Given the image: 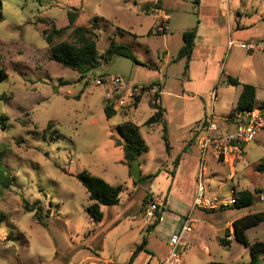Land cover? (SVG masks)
<instances>
[{"label": "rangeland", "instance_id": "obj_1", "mask_svg": "<svg viewBox=\"0 0 264 264\" xmlns=\"http://www.w3.org/2000/svg\"><path fill=\"white\" fill-rule=\"evenodd\" d=\"M156 1H3L0 55L8 77L0 82L4 166L0 213L5 214L0 224V264H128L144 237L147 243L130 264L166 253L164 232L148 231L155 219L143 224L150 194L166 200L171 189L172 196L191 198L201 174L195 139L203 122L214 115L224 128L223 120L233 115L245 84L256 87L257 105L264 107V52L238 46L264 38V0H161L170 17L167 22L158 11L144 12ZM75 9L74 27L91 30L100 56L112 42L123 43L137 62L122 56L101 59L82 77L52 61L43 29L66 28L67 12ZM74 27L66 28L53 43L72 41ZM191 29H196L192 53L179 57L183 34ZM230 40L234 45L229 46ZM106 75L124 78L123 93L131 88L136 96L143 90L138 107L134 98L127 97L124 106L114 104L116 114L107 118L108 88L96 83ZM229 75L240 84H228ZM156 92L163 120L147 125L155 112L151 101ZM126 121L138 126L145 142L138 155L141 177L136 181L120 144L118 125ZM204 165L208 197L230 198L232 189L259 192L249 207L215 211L213 220L220 227L227 224L220 237L230 230L226 237L230 246H222L207 223L209 251L196 236L189 237L190 245L182 251L185 264H246L251 259L249 247L234 239L232 222L234 217L264 211V132L245 147L236 163H222L209 154ZM82 171L123 186L117 204L101 206V221H94L87 211L89 196L76 178ZM194 216L200 217L197 210ZM246 235L251 243L264 242V222L247 229ZM258 264H264V256Z\"/></svg>", "mask_w": 264, "mask_h": 264}, {"label": "trees", "instance_id": "obj_2", "mask_svg": "<svg viewBox=\"0 0 264 264\" xmlns=\"http://www.w3.org/2000/svg\"><path fill=\"white\" fill-rule=\"evenodd\" d=\"M3 1L0 0V10L3 8ZM161 3L157 1L152 4H147L144 8L145 13H149L152 10L160 9ZM68 17V26L66 28L74 27L78 19V12L75 9L74 11L67 12ZM0 20H3V17L0 15ZM66 28H57L53 26L51 30L43 29V36L48 44L51 45V60L59 63L64 67L71 68L84 77L88 72L95 69L99 64L101 59L104 61H110L115 56H122L130 58L137 62V58L133 53L132 49L123 43L112 42L109 47L106 49L104 55L100 56L97 49V39L95 35L92 34L90 29H87L84 26L74 27L73 30V40L72 41H60L58 43H53L54 38L62 35ZM196 35V29H191L186 31L183 34L184 44L179 51V57H190L193 47L194 40ZM1 55H0V82L5 80L8 77V74L5 68L1 64ZM226 82L230 85L237 86L240 84L238 78L231 75L227 76ZM159 89V88H158ZM143 90L141 95L134 96L133 105L138 107L142 99ZM155 97L151 101V105L155 109L154 114H152L145 124L154 125L163 120V108L158 102L159 93L156 92ZM116 102L111 100L107 102L104 106V111L107 118H110L116 114V109L114 104ZM124 106V105H121ZM257 105V90L254 85L245 84L242 88V91L237 100L235 112L251 110ZM264 109L263 106L259 105ZM166 130V127H164ZM118 132L123 138V142L120 144L123 145L124 156L126 163L131 167L132 162L135 159H138L140 155L145 150V142L142 136L139 133V128L132 121H126L125 123L118 125ZM164 140L166 141V150L170 152V144L167 142V136L164 134ZM0 155V176L2 175V170L4 166L2 164ZM131 175V173H130ZM76 178L81 182L85 187L88 195L90 204L87 207V211L91 218L98 222L103 219V212L101 209L102 205H114L117 204L120 200V194L123 191L122 185H111L106 180L99 176L92 175L88 171H82L76 174ZM256 192H252L249 189H243L234 191L236 197V203L233 205L236 208H244L253 205ZM162 208L156 213L153 224L148 227V231H151L159 222V217L162 212ZM5 218V214L0 213V224ZM264 222V211L248 213L237 219L232 223L234 227V239L245 244L249 247L251 259L246 264H256L264 256V242L256 241L251 243L246 235V230L261 224ZM230 235V230H226V236L219 238V243L222 246H230L231 241L226 237ZM147 243V239L144 237L142 243L139 245L138 249L133 252L130 257V260L136 255L137 251L142 249L143 246ZM208 264H233L225 263L221 261H211Z\"/></svg>", "mask_w": 264, "mask_h": 264}, {"label": "built area", "instance_id": "obj_3", "mask_svg": "<svg viewBox=\"0 0 264 264\" xmlns=\"http://www.w3.org/2000/svg\"><path fill=\"white\" fill-rule=\"evenodd\" d=\"M234 41H229V46L234 45ZM242 49L264 52V39L251 42H239ZM98 85L108 88L105 94L107 102L114 100L119 105L126 104V99L134 98L132 89L128 93H123L127 89L125 80L120 75L101 76L96 80ZM137 88H135L136 90ZM216 97V94H214ZM226 123L224 128L215 121L214 115L207 117L203 122L201 131L198 133L195 142L201 155V174L197 181V193L194 200L193 209L202 211L215 210L232 206L236 203L233 194L230 198L224 196L206 195V187L202 175L205 171V160L207 155H212L215 160L226 163H235L245 154V147L255 140L256 136L264 132V109L255 106L251 110L235 112L233 115L224 118ZM231 126H235L234 129ZM163 208V204L154 196H150L145 206V216L148 220L154 219L156 213ZM197 222L189 213L180 229L171 235L167 241V255L161 264H185L182 251L190 245L189 237L196 236L194 223Z\"/></svg>", "mask_w": 264, "mask_h": 264}, {"label": "crops", "instance_id": "obj_4", "mask_svg": "<svg viewBox=\"0 0 264 264\" xmlns=\"http://www.w3.org/2000/svg\"><path fill=\"white\" fill-rule=\"evenodd\" d=\"M157 1H160V3H161V0H157ZM153 11H158L159 17H164L166 22L170 18L168 13H166V12H164L162 10V3H161V8L160 9L152 10V12ZM165 17H167V18H165ZM159 31L165 32L166 29L160 28ZM259 38L260 39H264V38H261V37H259ZM154 87H156V86H154ZM159 90H160V88H159ZM219 162L226 163V162H223V161H219ZM198 177H199V175H198ZM198 177H197V181H198ZM231 178H232V176H231ZM231 191H238V190L232 189ZM196 193H197V189L195 187L194 190H193V193L191 194V198L188 201L185 200V199H182V198H178L176 196H172L173 193H172L171 189H169L168 197L166 198V200H162L161 198L156 197L163 204V208H162L163 210H162V212L160 214L158 224L152 230L156 231V232L157 231L158 232H164L163 236L166 238L165 242L167 244V241H168L169 237L171 235H173L174 233H176L180 229V227L184 223L185 217L190 213L192 215V218L197 221L196 223H194L195 228L200 231V232H198V234L195 237L196 241H198L199 244L201 245V247L208 252L209 251V247H208V243H207V240H206L207 239V233H206V225H207V223L210 225L211 229L215 232L216 239H218V241H219V237L221 235V232L224 229L227 228V224L221 225V227H220L218 225V223H217V220H213V215H216L215 211H219L218 209L214 210V213H212V214H209L208 213L209 211H202V210H199V209H193ZM150 196H154V195L150 194ZM214 196H216V195H214ZM170 197H173V198L170 200ZM229 207H231V206H229ZM229 207H224V208H229ZM224 208H220V210H222ZM196 210L200 214V217L199 216H197V217L194 216V213H195ZM144 214H145V209H144ZM237 218H239V217H234V220L237 219ZM147 220L148 219L146 218L144 220L143 224H145ZM137 230L141 231L142 229H141V227H139ZM203 230H205L204 234H202ZM138 231H136V232H138ZM134 240H136V237L134 238ZM132 252H134V251H132ZM166 255H167V252L163 253L161 255L150 254V255H148L147 261H145L143 264H150L152 261H153V264H161V262L164 260ZM132 260L133 259H131V260L129 259L128 264H130ZM258 262L256 264H258Z\"/></svg>", "mask_w": 264, "mask_h": 264}, {"label": "water", "instance_id": "obj_5", "mask_svg": "<svg viewBox=\"0 0 264 264\" xmlns=\"http://www.w3.org/2000/svg\"><path fill=\"white\" fill-rule=\"evenodd\" d=\"M130 173L134 179V181L138 180L141 177V169H140V162L138 159H135L130 167ZM235 232V230H234Z\"/></svg>", "mask_w": 264, "mask_h": 264}]
</instances>
